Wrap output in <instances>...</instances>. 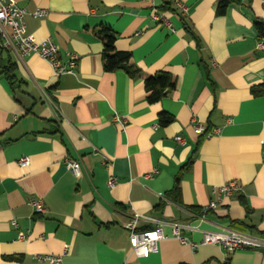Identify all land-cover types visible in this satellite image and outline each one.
I'll return each mask as SVG.
<instances>
[{"label": "crops", "instance_id": "crops-1", "mask_svg": "<svg viewBox=\"0 0 264 264\" xmlns=\"http://www.w3.org/2000/svg\"><path fill=\"white\" fill-rule=\"evenodd\" d=\"M13 1L29 14L28 35L51 40L61 63L69 53L78 63L74 75L56 78L36 55L8 50L0 58L14 64L17 79L11 88L0 75V264H49L42 256L64 246L63 264H264V250L182 246L168 225L157 253L138 258L124 229L139 214L196 227L181 231L193 243L223 229L264 238V56L255 49L264 0H228L221 15L224 0ZM100 26L117 33L116 50L130 53L138 70L176 78L166 98L150 105L140 79L103 70ZM162 112L173 122L161 126ZM23 157L26 167L17 164ZM66 160L81 164L80 177ZM231 183L237 192L215 193ZM211 202L216 208L201 218Z\"/></svg>", "mask_w": 264, "mask_h": 264}, {"label": "built area", "instance_id": "built-area-1", "mask_svg": "<svg viewBox=\"0 0 264 264\" xmlns=\"http://www.w3.org/2000/svg\"><path fill=\"white\" fill-rule=\"evenodd\" d=\"M176 5L183 15L187 14V8L184 4L177 2ZM27 15L29 14L26 10L18 7L13 0H0V37L2 40V47L13 51L21 57L31 55L38 56L50 65L53 76L56 78L62 75H74L77 68L78 57L73 53H69L66 55V61L61 63L57 57V48L51 40L46 39L37 42L32 36L26 33L24 20ZM45 15V11H35L31 14V16L35 18ZM154 19L172 32L167 21L157 16H154ZM255 49L264 56V37L258 38ZM113 121L122 125V119L117 115L113 116ZM194 133L196 135H201L203 133L202 126L196 125L194 127ZM175 141L183 143L180 137H176ZM17 164L20 167H26L29 165V159L26 157L20 158ZM65 168L76 178L81 176V164L79 162L66 160ZM106 184L108 188H112L116 184V180L113 177H109ZM237 191L238 187L231 183L221 186L215 193L218 195L230 196ZM31 206L36 214H43L45 212L39 201H33ZM216 206L214 202L209 203L207 208L201 210V218H203V214H205L207 210H213ZM141 220L150 221L153 224V228L146 231H139L137 225ZM14 224L15 223H13V225ZM165 225L170 227L171 235L176 238L182 246H188L192 250H197L199 247L205 245L219 246L227 255L242 249L252 251L264 250V238L233 229H223L217 232L204 231L202 232L201 241L193 243L181 236V231L196 230V227H191L183 223H167L159 219H148L139 214H134L124 225V229L128 233L131 253L138 258H148L151 254L157 253L159 243L165 238L162 233V228ZM67 252L68 246H64L62 254L43 255L41 259L47 261L49 264H63V257Z\"/></svg>", "mask_w": 264, "mask_h": 264}, {"label": "trees", "instance_id": "trees-1", "mask_svg": "<svg viewBox=\"0 0 264 264\" xmlns=\"http://www.w3.org/2000/svg\"><path fill=\"white\" fill-rule=\"evenodd\" d=\"M228 3V0L222 1L217 7V13L220 15L223 14ZM183 28L188 33L189 37L195 41L197 48H200L199 39L190 31L184 20ZM256 29L259 36L264 37V26L258 23L256 24ZM94 34L102 45L101 60L103 70L105 72L123 71L130 78L140 79L146 93V102L148 104L152 105L159 103L175 88L176 78L173 75L166 72H156L154 74L141 72L132 64L130 53L116 50L115 42L118 35L110 27L100 26L94 31ZM8 52L9 51L7 49L2 47V40L0 37V58L7 55ZM15 71V66L10 61L7 66H2L0 64V75L9 83L11 88H13L14 84L17 82ZM251 92L254 96L263 94L262 91H258L256 88L251 89ZM172 122L173 118L171 116L163 112L159 114V123L161 126H167ZM190 163L191 162H189L185 167H189ZM177 191L178 180H176L173 188V192ZM7 260H13V258H7Z\"/></svg>", "mask_w": 264, "mask_h": 264}]
</instances>
